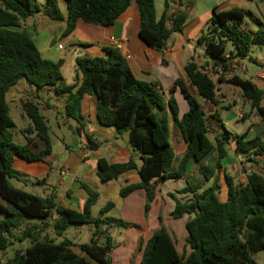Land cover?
<instances>
[{"label": "trees", "instance_id": "trees-1", "mask_svg": "<svg viewBox=\"0 0 264 264\" xmlns=\"http://www.w3.org/2000/svg\"><path fill=\"white\" fill-rule=\"evenodd\" d=\"M67 5V27L64 36L71 34L79 20L100 26H112L129 8L132 2L138 7L140 38L150 47L163 48L171 34L181 32L188 19V12L170 14L172 0H164V11L158 20L154 0H64ZM182 1V0H180ZM38 14L52 21L65 20L59 0H46L44 6L36 0H0V250L13 249L14 240H28L30 246L15 252L7 264H111L110 254L115 249L113 238L101 232L100 218L92 215L99 194L86 184L82 188L88 198L82 212L65 208L56 197L42 198L17 189L11 183L18 178L13 164L16 159L28 162L40 161L52 152V143L47 121L33 102L23 104L30 119L24 130L25 144H17L11 129L14 121L10 116L7 93L20 80L25 79L37 92L45 87L54 88L58 95H66L65 113L79 123L82 101L86 95L96 98L98 121L113 127L119 134L127 132L129 145L140 155L141 165L134 160L126 163H109L104 158L97 161V175L103 182L118 179L121 175L136 171L140 182L120 190L126 198L137 190H146L148 202L145 212L154 198V178L160 181L180 179L188 171L191 162L199 165V172L209 186L201 189L188 184L179 193L190 197L175 201L170 217L174 220L189 216L185 228L187 236L183 250L178 247L163 225L143 245L139 264H254L252 257L264 251V176L253 172L246 183H238L224 171L221 163L226 154L223 139L216 146L208 139L205 113L198 100L190 93L184 80L178 79L170 89L166 100L155 84L138 79L126 59L118 50L107 49L109 57L78 58L76 83H65L61 67L63 61L43 59L31 36L22 27V22ZM244 13L239 9L217 11L214 9L208 31L199 38L205 44L206 53L220 71L227 69L232 60H243L250 56L254 45L264 44V29L247 31L242 25ZM228 44L232 50L227 53ZM229 57H226V55ZM251 60V58H250ZM188 83L193 86L205 102L217 105V84L194 61L185 66ZM239 87L253 110L264 121L262 107L263 91L250 80L234 76L224 81ZM179 90L187 102L188 111L179 118V105L173 94ZM170 108L175 126L187 144V150L176 170H172L176 156L170 142L169 119L166 106ZM80 125V123H79ZM35 138L45 144L44 150L33 152L28 145ZM91 147L97 143L90 137ZM33 144V143H32ZM35 146V143L33 144ZM238 149L254 150L255 155L264 154V137L241 143ZM216 161L204 164L213 154ZM227 188V200L221 201V176ZM109 202L100 212L104 216L111 208ZM58 218L53 219L54 213ZM32 219L40 220L34 224ZM104 221V220H103ZM122 226V222L118 221ZM72 224L96 226L89 243L79 246L64 239L55 243L46 235L52 227L54 235L62 237ZM22 229L19 237L15 232ZM105 235L102 240L99 235Z\"/></svg>", "mask_w": 264, "mask_h": 264}, {"label": "crops", "instance_id": "crops-1", "mask_svg": "<svg viewBox=\"0 0 264 264\" xmlns=\"http://www.w3.org/2000/svg\"><path fill=\"white\" fill-rule=\"evenodd\" d=\"M39 1H41L42 6L46 4L45 0ZM154 2L157 19L159 20L164 11V0H154ZM60 4L59 0V5ZM161 5L162 7L160 10ZM213 7L215 6H211L203 15L196 16L192 14V6L186 5L185 0H172L170 14L186 10L188 12V19L184 29L181 32L171 34L163 48L150 47L140 38L139 30L141 21L138 7L134 2L131 3L129 8L112 26H100L79 20L75 30L68 36H64L63 34L67 27V16L64 15L61 7V12L65 17L64 21L55 22L44 14H38L34 18L23 21L22 27L33 39L43 59L53 62L63 61L61 67L62 74L67 67V57L65 53L57 56L54 51L56 39L60 38L58 41V49L62 48L65 44L72 46L75 65L74 67L70 66V69L74 76L72 83L68 85L77 82L76 61L78 58H107L109 57L107 49L110 48L118 50L122 54L138 79L155 84L157 90L164 93L166 100L170 97L169 91L175 81L178 79L184 80L190 93L201 104L205 116L220 123V127L224 130L225 135L222 139L224 141L226 154L221 160L224 171L232 175L236 182L246 183L247 176L253 172H258L264 176V154L255 155L254 150L240 151L238 147L241 143L243 145V143L249 142L257 136L264 137V121L256 110L254 111L251 109L250 101L244 98L242 90L239 87L227 82H219V78L222 77L224 81H227L234 76H238L242 79L250 80L264 93V49L261 44L254 45L249 57L243 60H232L229 62L227 69L220 72L221 75L218 77V82L222 85L232 86L234 89H229V94H224L222 91H219L217 87V105L203 101L196 89L188 83L185 74V66L190 61H194L200 67L203 59L204 62L213 65L211 58L206 53L205 44L199 42V38L208 31L213 11L216 9ZM260 12L262 13L261 19L264 21V12ZM261 19H257V23H253V25H242L247 31L256 32L264 27V22ZM231 50L232 46L228 44L227 53ZM201 54L204 56L202 59L200 57ZM226 57H229V55L227 54ZM173 96L178 102L180 109L179 118H181L188 111L187 102L179 90H177ZM62 98L61 102L65 113L66 95H62ZM26 102L35 103L38 105L39 109L41 107L48 110L52 109V106L39 95L33 96L31 99H26L24 103ZM96 103V98L92 95H86L82 101L79 115L80 125L78 122L74 121L81 132V136L78 138L75 148H71L70 145L64 141H61V144L56 148L51 142V154L43 157L40 161L28 162L22 159H16L13 167L18 173V178L13 180L20 184L24 182L36 183L45 189L42 198L54 196L59 205L79 212L84 210L88 198L87 192L82 188V184H86L91 189L98 191L96 192L99 194V198L101 195H105L115 202L111 210L116 209L118 206L120 207L121 216L119 218L109 217V213L107 212L108 214L106 213L102 216V223L104 225H109L110 229L114 225H119L118 221L123 223L122 226L133 228L134 225L136 226L135 229L139 231L140 235H138L141 237L138 236L134 238L133 242L136 243L139 238H142L143 240L145 239V244L154 231L160 227L158 214L155 217L152 216L153 211L151 210L149 215H146L145 207L148 202L146 190H137L126 198H121L119 195L123 187L140 182L138 173L136 171H131L121 175L118 179L106 183L101 181L97 175V161L101 158H104L112 164L126 163L132 159L139 167L141 165L140 155L135 150L132 151L133 148L128 142L124 143L123 135H120L115 128L106 127L99 123L96 113ZM262 107H264V94ZM218 108L228 111L227 115L219 113ZM165 111L169 119L170 142L176 156L172 170H176L187 150V144L175 126L168 105ZM250 113L252 114L251 117L247 118ZM65 116L67 117L66 113ZM67 118L69 119V117ZM235 122L243 123V125L238 127L234 125ZM212 126L215 125L212 124ZM208 131V133H211L209 126ZM72 136L76 138L75 133H73ZM90 137L97 143L98 146L96 148L91 147V142H89ZM109 137H112L113 140H109ZM119 138H122L123 144L118 142ZM217 139L220 138L218 137ZM32 143H35V146ZM32 143L29 144L28 147L33 152H40L45 148L44 142L39 138H35ZM215 161L216 155L214 153L213 156L204 161V164H213ZM29 176L32 178H29ZM33 178L35 181H33ZM202 178L203 176L199 172V165L194 162L188 165L187 173L180 179L160 181L158 178H154L151 182L154 186V198L150 206L152 204L155 205L157 208L155 213H159L158 204H160V201L158 199L162 198L164 195V192L160 190L162 184H166L169 181H177L184 183V186L177 187L176 190H181L188 184L197 185L202 189L205 183H201L205 181ZM195 181H199L200 184L195 183ZM102 190L106 193H101ZM108 191L109 193H107ZM225 193H227V188L224 184L222 175L220 195H223V198H225ZM182 195L184 198L191 196V194H187L186 196L185 194ZM133 196H139V202H137V204H135L132 199ZM118 198L119 201H116ZM226 200L227 195L226 198L221 201ZM125 211L126 215L124 214ZM56 218H58V214L55 212L53 219ZM185 218V216L181 218L184 220V225H186V222L189 220V216L187 219ZM169 221L171 222L172 220L168 218V224ZM164 223L178 247L177 242H179V240L173 235L174 232L169 230L166 225L167 223ZM99 230L102 231L101 227H99ZM108 235L112 236L110 233H108ZM186 236L187 233H184L180 240L183 242L182 244H185ZM112 238L114 237L112 236ZM1 254L2 251L0 250V255Z\"/></svg>", "mask_w": 264, "mask_h": 264}, {"label": "rangeland", "instance_id": "rangeland-1", "mask_svg": "<svg viewBox=\"0 0 264 264\" xmlns=\"http://www.w3.org/2000/svg\"><path fill=\"white\" fill-rule=\"evenodd\" d=\"M36 1L41 5V1L39 0H36ZM185 1H186V5L192 6L193 8L192 14L196 16L203 15L204 12H206V10L209 9L213 5L215 6L213 8H216L217 11H227V10L239 9L243 11L245 15V20L243 22L244 25H248V24L253 25V23L254 24L257 23V19H261V16H262V13L260 11L264 12V0H185ZM60 3H61L60 7L62 8L64 15L68 16L66 2L64 0H60ZM161 7L162 5L160 6V10H161ZM40 39H41V36H40ZM59 39L60 38L56 39V43H55L56 45H55L54 51L56 52L57 56H60L63 53H65L67 57L66 58L67 67L65 68L64 73H63L64 78H65L64 80L67 84H71L73 81L74 74L72 70L70 69V66L74 67L75 65V62L73 59L74 52L72 50V46H69L66 44L63 45L62 47L63 50L62 48L58 49ZM261 45L263 46V49H264V44H261ZM70 57H71V60H70ZM200 57L202 59V57L204 56L201 54ZM201 63H202L200 66L201 69L205 70L213 78V80L217 84L219 91H222V93L226 94L228 93L229 89H234L232 86L222 85L218 82V77H220L221 71L219 69L216 70L214 65H210L208 62H204V59L202 60ZM37 95H39L44 101L48 102L52 106V109H50L51 111L48 109H44L42 107L40 108V113L43 115V117L47 121V126L49 128L51 142L55 145L56 148L58 145L61 144V141H64L65 143L70 145L71 148H75L76 138H74L72 135L73 133H75V127H77V125H75L73 119L71 118L68 119L65 116V113L63 111V104L61 102L63 99L62 95L56 94L53 91V88L51 87H45L39 92H36V89L30 86L29 83L25 79L20 80L19 83L13 86L7 93V102H8V106L10 109V116L12 117L14 121V127L11 129V132L14 135L15 143L25 144L26 142L24 130L30 125L31 121L23 109V103L25 102L26 99H31L33 98V96H37ZM218 111L219 113H222L224 115H227L228 113V111L222 110L221 108H218ZM251 115L252 114L250 113V115L247 118H250ZM206 120H207V125L209 126L210 132H211L207 134V137L213 143V145L216 146V139L218 137L220 139L223 138V136L225 135L224 130L222 129V127H220L221 124L218 123L217 121L215 120L213 121L208 117H206ZM212 124H214L215 126H212ZM234 125L241 127L243 123L235 122ZM120 135H123L124 143H127L128 142L127 132H122ZM109 140L112 141L113 138L109 137ZM118 142L123 144L122 138H119ZM27 173H30V172H27ZM29 178H32V177L29 176ZM202 179L204 180V178ZM33 181H35L34 178H33ZM204 182L205 181H202L201 183L203 184ZM11 183L13 184L15 188L28 192L30 194L36 195V196L42 197L44 190H45L43 189L44 187H41L37 185L36 183L33 184L30 182H24L23 184H20L13 179L11 180ZM195 183L200 184L199 181H195ZM180 186H184V183L177 182V181L176 182L169 181L166 184H162L160 186V190L164 192V195L162 198L158 199L160 201V204H158L159 213H155L157 208L155 205L152 204L147 212V216L149 215V212H151L152 210L153 211L152 216L155 217L158 214V218L160 217L161 219L164 218L162 220L164 226H165L164 222L167 223L168 218L172 220L171 222L169 221V224L167 223L166 225L169 228V230L174 232L173 235L176 236V238L179 240L177 244H178V250L181 252L183 250L184 244H182L183 242H181L180 240L182 236L184 235V233H187L185 225H184V220L183 219L174 220L173 218L170 217V212L174 209V206H175V201L170 196V194H173L179 198H184V196L181 193H178L183 188L181 190L179 189L176 190V188ZM208 186H209V183L205 182L203 184L202 190L207 188ZM94 191H97V190H94ZM101 193H106V192L102 190ZM107 193H109V191ZM226 195L227 193H225V198H226ZM225 198H223V195H220L221 200ZM132 199L134 200L135 204L139 202L138 201L139 196H133ZM116 201H119V198ZM109 202L115 203L114 201H112L111 198H108L105 195H101L98 202L92 209L93 217L102 219V216H100V212L106 207V205ZM108 213H109V217L119 218L121 216L120 207L118 206L116 209H112V210L110 209ZM124 214L126 215V211L124 212ZM185 217H186L185 219H187L188 216H185ZM5 218L6 216L4 214H0V220H4ZM32 222L34 224H40L41 221L32 219ZM159 226H160V220H159ZM25 227L26 225H24L20 230H17L15 232L16 237L20 236V234L22 233V229H24ZM99 227H101V230L107 233V235L108 233H110L114 237L113 244L115 246V249L110 254L111 264H139V260L142 256L141 248L144 245L145 239L143 240L142 238H139L136 243L133 242V239L137 238L140 235L139 231L135 229L136 226L133 225V228H131L129 226L114 225L110 229L109 225H104L102 222H99ZM49 228L50 229L47 230L46 235L49 238L50 237L54 238L55 243H60L65 238L69 239L73 241L74 243L73 249L76 252L80 253L79 246L81 244H87L90 242L93 232L96 229V226H91L89 224H72L69 226V228L66 230V232L64 233L62 237L55 236L52 230V227H49ZM104 236H105L104 234L99 235V237H101L102 240H105L103 239ZM29 246H30V242L28 240L21 241V242L14 240L13 249L12 247H10L8 251L2 252V254L0 255V264H7L8 261L13 258L16 251L24 250ZM252 259H253L254 264H264V251H259L252 257Z\"/></svg>", "mask_w": 264, "mask_h": 264}, {"label": "water", "instance_id": "water-1", "mask_svg": "<svg viewBox=\"0 0 264 264\" xmlns=\"http://www.w3.org/2000/svg\"><path fill=\"white\" fill-rule=\"evenodd\" d=\"M75 133H76V140H75V142H76V144H75V146H77V140H78V138H80V136H81V132H80V129L78 128V127H75ZM134 149H132V151H133Z\"/></svg>", "mask_w": 264, "mask_h": 264}, {"label": "built area", "instance_id": "built-area-1", "mask_svg": "<svg viewBox=\"0 0 264 264\" xmlns=\"http://www.w3.org/2000/svg\"><path fill=\"white\" fill-rule=\"evenodd\" d=\"M242 117V116H241Z\"/></svg>", "mask_w": 264, "mask_h": 264}]
</instances>
